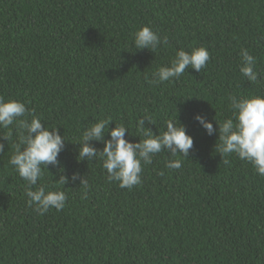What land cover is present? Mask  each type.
<instances>
[{
    "label": "trees",
    "instance_id": "obj_1",
    "mask_svg": "<svg viewBox=\"0 0 264 264\" xmlns=\"http://www.w3.org/2000/svg\"><path fill=\"white\" fill-rule=\"evenodd\" d=\"M142 26L168 45L136 49ZM201 46L206 68L148 83L177 50ZM242 48L264 81V0H0V96L24 102L68 140L58 157L66 172L50 165L37 185L64 191L66 206L43 216L9 164L15 137L2 141L0 264H264V177L235 154L225 164L218 132L193 119L202 113L218 129L213 117L232 115L230 95H264L239 71ZM145 113L156 134L177 116L194 138L188 159L155 155L132 189L109 182L99 159L77 162L84 127L111 117L110 129L123 123L138 142ZM177 158L180 169L165 167ZM74 172L88 179L85 199L79 181H57Z\"/></svg>",
    "mask_w": 264,
    "mask_h": 264
},
{
    "label": "clouds",
    "instance_id": "obj_2",
    "mask_svg": "<svg viewBox=\"0 0 264 264\" xmlns=\"http://www.w3.org/2000/svg\"><path fill=\"white\" fill-rule=\"evenodd\" d=\"M167 36L161 37L150 26H142L134 33L136 49H148L153 53L161 47L168 45ZM241 65L239 71L243 77L252 84L261 85V73L256 70L257 58L249 50L242 48L240 51ZM211 59L206 47H195L191 51L179 49L170 65L161 66L152 73L149 84H163L178 81L188 68L200 72L207 67ZM229 110L232 115L222 122L213 119L218 124V129L202 113H196L193 119L212 136L218 132V141L215 151L222 155L226 164L228 157L235 154L240 160L251 163L255 172L264 177V95H230L228 97ZM155 124L152 117L145 113L137 120L136 129L140 139L133 142L125 138L126 133H131L123 123L109 128L113 122L111 117L100 118L94 123L83 128L78 144L77 162L102 161V168L106 170L109 182H118L119 187L132 189L141 184L143 166L151 164L153 157L161 152H167L171 157L182 156L188 159L190 150L194 147V138L187 133L186 126L177 116L165 123V130L156 134L151 128ZM0 129L6 130L0 134V154L5 152V143L2 141L13 140L14 151L9 159V164L14 167L19 177L26 182L25 196L27 204L41 216L50 209L60 211L64 209L67 194L62 190H52L46 184H39L44 177V169L49 171V166H54L61 173L66 172L58 158L66 147L65 136L60 134L59 128H48L34 110H30L24 102L15 99H5L0 96ZM106 134L110 138L106 139ZM131 135H133L131 133ZM100 142L103 149H98L94 143ZM182 159H169L165 167L176 170L182 167ZM160 175H164L163 172ZM57 180V179H56ZM65 186L69 182H80L84 189L82 199L88 195V179L79 172L72 173L71 177L61 174L57 180Z\"/></svg>",
    "mask_w": 264,
    "mask_h": 264
}]
</instances>
